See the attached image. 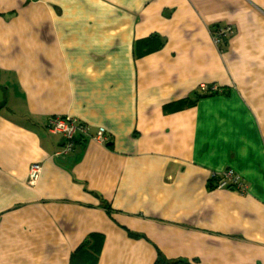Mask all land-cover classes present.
Returning a JSON list of instances; mask_svg holds the SVG:
<instances>
[{
	"label": "crops",
	"instance_id": "1",
	"mask_svg": "<svg viewBox=\"0 0 264 264\" xmlns=\"http://www.w3.org/2000/svg\"><path fill=\"white\" fill-rule=\"evenodd\" d=\"M0 88V264H264V0H0Z\"/></svg>",
	"mask_w": 264,
	"mask_h": 264
},
{
	"label": "built area",
	"instance_id": "2",
	"mask_svg": "<svg viewBox=\"0 0 264 264\" xmlns=\"http://www.w3.org/2000/svg\"><path fill=\"white\" fill-rule=\"evenodd\" d=\"M230 32L229 28H225L224 30H220L219 33H222L224 36ZM218 33V34H219ZM218 42V40H217ZM207 88L204 87L203 90H206ZM46 129L48 133L56 136H60L63 139V146L61 148V152L58 153V156H62L65 154H68L72 151L73 145H74V137L76 135H88V128L83 123H79L76 120L68 117H60V116H51L47 120ZM95 140L104 142V130L99 129L97 131L96 135L93 137ZM42 167L40 164L34 163L29 166L28 169V181L29 185L34 184L40 173H41ZM221 179L218 180L216 187L218 189L230 187L231 189L244 193L246 191L245 184L242 183V181L239 179L236 174L230 169H226L221 172L220 175Z\"/></svg>",
	"mask_w": 264,
	"mask_h": 264
},
{
	"label": "trees",
	"instance_id": "3",
	"mask_svg": "<svg viewBox=\"0 0 264 264\" xmlns=\"http://www.w3.org/2000/svg\"><path fill=\"white\" fill-rule=\"evenodd\" d=\"M219 92H225L223 91V89L219 88V87H213L210 85V87H208L206 90H202L201 91V97H208V96H213ZM74 144L76 143V140L80 143L85 140V136L84 135H76L74 137ZM221 179V176H218V175H212L210 180H208V187L209 188H215L216 187V184L218 182V180ZM228 188V187H227ZM229 189H231L229 187ZM102 203V209L106 210V212L108 214L112 213V210H111V207H110V204L106 203V202H103L101 201ZM128 235L130 237H133V238H140V237H143L142 235H139L137 233H132V232H128ZM98 239L100 241H102V237H98ZM95 241V240H94ZM94 241H84L77 249L76 251L72 254L71 256V259H78L80 257V254L82 255H85V253H87L88 257L87 260H90V264H96L97 260H98V255H95L93 252H95V250L92 248L94 246L97 245V242L94 243ZM101 245V244H100ZM92 248V249H91ZM93 251V252H92ZM97 252V251H96ZM155 264H190L188 261L184 260V259H173V260H169V259H166L164 258V256L161 255V253L158 251V254H157V258H156V261H155Z\"/></svg>",
	"mask_w": 264,
	"mask_h": 264
},
{
	"label": "rangeland",
	"instance_id": "4",
	"mask_svg": "<svg viewBox=\"0 0 264 264\" xmlns=\"http://www.w3.org/2000/svg\"><path fill=\"white\" fill-rule=\"evenodd\" d=\"M223 37H225L222 33H219V34H214V39H215V41H214V43L216 44V45H220L221 44V41L223 40L224 41V39H223ZM217 40H218V42H217ZM206 88H208V87H210V86H205ZM201 88H203V87H201ZM200 88V89H201ZM203 90V89H202ZM201 90V91H202ZM80 123V122H79ZM84 124V123H83ZM85 125V124H84ZM88 128V127H87ZM99 131V130H98ZM62 150H60L58 153H60ZM58 153H56V155H57V157H58ZM66 155V154H65ZM63 156V155H62ZM40 176V175H39ZM38 179H39V177H38ZM38 179H37V181H38ZM36 181V182H37ZM36 182L34 183V184H32V185H29V181H28V177H27V184L29 185V186H31V187H33V186H35L36 185Z\"/></svg>",
	"mask_w": 264,
	"mask_h": 264
},
{
	"label": "water",
	"instance_id": "5",
	"mask_svg": "<svg viewBox=\"0 0 264 264\" xmlns=\"http://www.w3.org/2000/svg\"><path fill=\"white\" fill-rule=\"evenodd\" d=\"M3 90L0 88V106L3 104L4 102V98H3Z\"/></svg>",
	"mask_w": 264,
	"mask_h": 264
}]
</instances>
